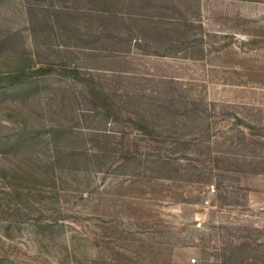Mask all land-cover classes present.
Instances as JSON below:
<instances>
[{
    "label": "rangeland",
    "instance_id": "374dc122",
    "mask_svg": "<svg viewBox=\"0 0 264 264\" xmlns=\"http://www.w3.org/2000/svg\"><path fill=\"white\" fill-rule=\"evenodd\" d=\"M150 1L202 22L190 49L148 55L107 39L128 30L61 9L74 0H0V264H264V4ZM63 64L94 74L96 90L141 95L106 71L121 68L191 90L202 131L175 130L193 137L170 181L122 166L149 141L95 111L94 88Z\"/></svg>",
    "mask_w": 264,
    "mask_h": 264
},
{
    "label": "trees",
    "instance_id": "16d2710c",
    "mask_svg": "<svg viewBox=\"0 0 264 264\" xmlns=\"http://www.w3.org/2000/svg\"><path fill=\"white\" fill-rule=\"evenodd\" d=\"M240 1L264 4V0ZM74 3L72 6H66L65 4L60 7L65 10L73 8L74 10L87 11L93 18L104 21L121 22L125 29L128 30L126 35L119 39L118 36L113 34L112 30H107L110 36L107 39L125 42L134 40L139 50L153 52L148 55L167 56L171 52L181 51L186 48L190 49V46H187L191 43L189 33L196 29L203 30L202 22L187 17L178 8L175 9L178 16H175L174 10L169 12L170 6H159L151 3L150 0L141 1L139 6L133 0H118L116 3L111 2L110 4L108 0H74ZM50 5L57 15V7L54 4ZM101 36L96 35L93 41H97ZM173 36H180V38L176 40L173 39ZM200 36L202 37L203 35L200 34ZM201 37L195 38L193 42H202ZM89 49L96 50L94 46ZM114 58H119L123 63L127 64L131 62L128 60V56L121 55ZM53 71V67H48L39 68L33 73L35 75H44ZM106 71L110 74L109 77L121 80L118 85H124L129 80V77L134 78L135 82L138 81L137 84L140 86L141 95L138 92H127L130 89L122 90L124 92L123 95L118 94L117 90L112 91L110 88H108V91L102 88L96 90L95 87L98 84L93 79L94 74H87V77H89L87 79L80 72L79 67L76 66L63 64L59 72L66 77H71L92 86L94 90H91V97L102 103L98 104L94 101L95 111L103 109L105 118L110 120L109 122L112 125H119L122 128V134H127L126 130H133L142 137L141 141H149V145L136 148L133 153H122L121 157L124 162L122 166L128 168L130 165H135L134 167L145 169L147 172L160 173L159 180L170 181L171 178L168 173L171 171L170 166H172V163L185 159L174 158V156L182 153L188 154L187 147L193 137L191 136L192 134L190 136H174L175 130L186 127L188 122L194 127L192 129L193 133L197 126L196 123L200 119V112L193 103L196 99L189 97L188 92H191V90L186 89L183 83L178 80L166 78L155 80L152 75L141 76L137 73L133 74L124 68L107 69ZM17 78L15 77V79ZM113 83L116 84L115 81ZM150 83L155 85L152 90L147 88ZM117 98L124 99L125 102L120 104ZM180 112H184L186 120L182 123H177L175 118L177 119V114ZM197 129L200 131L201 127L197 126ZM109 133H111L110 130Z\"/></svg>",
    "mask_w": 264,
    "mask_h": 264
}]
</instances>
